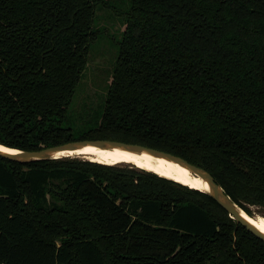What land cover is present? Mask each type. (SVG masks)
<instances>
[{
    "label": "trees",
    "instance_id": "obj_1",
    "mask_svg": "<svg viewBox=\"0 0 264 264\" xmlns=\"http://www.w3.org/2000/svg\"><path fill=\"white\" fill-rule=\"evenodd\" d=\"M94 125L70 106L101 0H0V143L114 139L264 207V0H130ZM0 264H264L208 193L145 169L0 157Z\"/></svg>",
    "mask_w": 264,
    "mask_h": 264
},
{
    "label": "rangeland",
    "instance_id": "obj_2",
    "mask_svg": "<svg viewBox=\"0 0 264 264\" xmlns=\"http://www.w3.org/2000/svg\"><path fill=\"white\" fill-rule=\"evenodd\" d=\"M130 0H101L97 5L94 28L96 39L89 45L88 63L82 72L70 106V120L76 127L94 125L98 104L111 77L118 53L119 41L125 27V9ZM77 159L84 160L77 157ZM119 166L142 169L131 163ZM249 215L264 214V207L247 205ZM257 213V214H255Z\"/></svg>",
    "mask_w": 264,
    "mask_h": 264
},
{
    "label": "water",
    "instance_id": "obj_3",
    "mask_svg": "<svg viewBox=\"0 0 264 264\" xmlns=\"http://www.w3.org/2000/svg\"><path fill=\"white\" fill-rule=\"evenodd\" d=\"M86 146H92L100 149H126L130 151H139L146 152L153 155L165 157L167 159L173 160L180 165L188 168L191 173L200 177L208 185V190L204 191L208 193L215 201H217L221 207H223L230 217L234 219L236 223L244 226L250 233L255 235L264 241V233L260 231L257 227L251 224L241 213V207H239L231 197L224 191L222 186L215 180L213 175L207 171L205 168L195 165L188 160L184 159L179 155L157 149L154 147L125 142L114 139H75L66 141L59 144L43 146L38 149L31 150H21L18 149V152H6L0 149V157L7 158L10 160H15L19 162H31L36 160H44L50 158H59V157H70L69 154L59 155L60 152L79 149ZM17 149V148H16ZM243 210V209H242Z\"/></svg>",
    "mask_w": 264,
    "mask_h": 264
},
{
    "label": "bare ground",
    "instance_id": "obj_4",
    "mask_svg": "<svg viewBox=\"0 0 264 264\" xmlns=\"http://www.w3.org/2000/svg\"><path fill=\"white\" fill-rule=\"evenodd\" d=\"M0 149L6 152H18L16 148L8 147L0 143ZM69 154L70 157H79L85 160L119 165L131 163L142 169L151 171L159 176L171 179L191 188L204 191L208 190V185L200 177L194 175L190 170L179 163L165 157L153 155L146 152L130 151L126 149H100L86 146L79 149L60 152L59 155ZM243 216L255 227L264 233V214L255 216L247 214L241 209Z\"/></svg>",
    "mask_w": 264,
    "mask_h": 264
}]
</instances>
